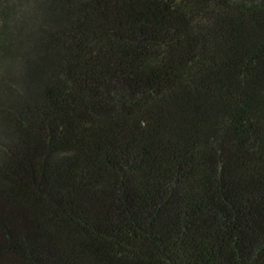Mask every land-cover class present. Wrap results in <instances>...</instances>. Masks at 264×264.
<instances>
[{"label": "trees", "instance_id": "obj_1", "mask_svg": "<svg viewBox=\"0 0 264 264\" xmlns=\"http://www.w3.org/2000/svg\"><path fill=\"white\" fill-rule=\"evenodd\" d=\"M19 4L0 264H264V0Z\"/></svg>", "mask_w": 264, "mask_h": 264}, {"label": "clouds", "instance_id": "obj_2", "mask_svg": "<svg viewBox=\"0 0 264 264\" xmlns=\"http://www.w3.org/2000/svg\"><path fill=\"white\" fill-rule=\"evenodd\" d=\"M10 22L12 33L20 44H26L27 38L33 30L31 13L20 11L19 0H0V28L5 26V22ZM24 48L18 49L19 54L15 59L6 58L0 60V77L5 76L19 66L24 55Z\"/></svg>", "mask_w": 264, "mask_h": 264}]
</instances>
